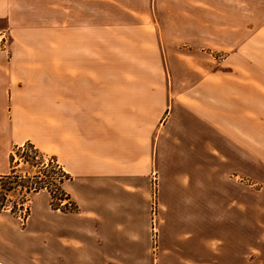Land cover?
Returning a JSON list of instances; mask_svg holds the SVG:
<instances>
[{"label": "crops", "instance_id": "0c3cea01", "mask_svg": "<svg viewBox=\"0 0 264 264\" xmlns=\"http://www.w3.org/2000/svg\"><path fill=\"white\" fill-rule=\"evenodd\" d=\"M0 20V174L29 141L78 207L40 189L23 223L0 211V264H264V0H0Z\"/></svg>", "mask_w": 264, "mask_h": 264}, {"label": "trees", "instance_id": "16d2710c", "mask_svg": "<svg viewBox=\"0 0 264 264\" xmlns=\"http://www.w3.org/2000/svg\"><path fill=\"white\" fill-rule=\"evenodd\" d=\"M15 155L23 161L30 170L24 174L18 172ZM71 176L52 155L41 152L33 143L27 141L15 146L10 154V170L0 174V211L8 210L16 215L17 211L28 214L26 204L30 195L40 189L50 194V206L64 212H73L78 209L62 187V183ZM17 194V197L15 196ZM15 197V198H13Z\"/></svg>", "mask_w": 264, "mask_h": 264}, {"label": "rangeland", "instance_id": "374dc122", "mask_svg": "<svg viewBox=\"0 0 264 264\" xmlns=\"http://www.w3.org/2000/svg\"><path fill=\"white\" fill-rule=\"evenodd\" d=\"M16 19L19 20L18 17ZM21 19H23V17ZM4 25H5L4 20H0V46H2L4 44L3 42L5 40L6 41L10 40L8 30L4 28L5 27ZM15 161L18 162V164L16 165V168H17L18 172H20L21 174H24L25 171H27V170L31 171V169H29L27 167V165L24 164L23 161L21 159H19V157L17 155H15ZM15 196L17 197V194H15ZM13 198H15V197H13ZM26 204L28 205V202ZM15 216H18L19 219L21 220V222L23 223L25 221V218L27 215L24 216V212L18 210Z\"/></svg>", "mask_w": 264, "mask_h": 264}]
</instances>
